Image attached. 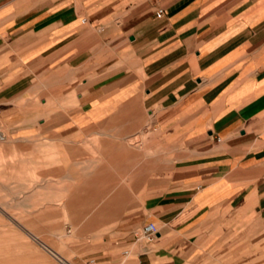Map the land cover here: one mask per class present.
<instances>
[{"label":"crops","instance_id":"0c3cea01","mask_svg":"<svg viewBox=\"0 0 264 264\" xmlns=\"http://www.w3.org/2000/svg\"><path fill=\"white\" fill-rule=\"evenodd\" d=\"M0 126L147 135L130 263L264 264V0H0Z\"/></svg>","mask_w":264,"mask_h":264},{"label":"rangeland","instance_id":"374dc122","mask_svg":"<svg viewBox=\"0 0 264 264\" xmlns=\"http://www.w3.org/2000/svg\"><path fill=\"white\" fill-rule=\"evenodd\" d=\"M0 136V264H63L55 253L72 264H133L126 240L141 225L136 193L149 181L128 178L149 167L147 135L95 134L78 160L66 138L2 126Z\"/></svg>","mask_w":264,"mask_h":264},{"label":"built area","instance_id":"2783aa9c","mask_svg":"<svg viewBox=\"0 0 264 264\" xmlns=\"http://www.w3.org/2000/svg\"><path fill=\"white\" fill-rule=\"evenodd\" d=\"M164 11L159 10L157 16L161 17ZM2 137V136H0ZM220 140V138H218ZM158 234V226L154 222H148L140 225L132 231V239L135 242L143 244H151L154 242ZM128 254V252H126Z\"/></svg>","mask_w":264,"mask_h":264},{"label":"bare ground","instance_id":"6f19581e","mask_svg":"<svg viewBox=\"0 0 264 264\" xmlns=\"http://www.w3.org/2000/svg\"><path fill=\"white\" fill-rule=\"evenodd\" d=\"M1 138H3V136ZM57 257H58V259L60 261H62L63 264H72L71 261L68 258L64 257V256H57Z\"/></svg>","mask_w":264,"mask_h":264}]
</instances>
